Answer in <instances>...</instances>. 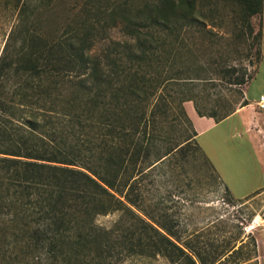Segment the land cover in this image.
<instances>
[{
  "label": "trees",
  "instance_id": "1",
  "mask_svg": "<svg viewBox=\"0 0 264 264\" xmlns=\"http://www.w3.org/2000/svg\"><path fill=\"white\" fill-rule=\"evenodd\" d=\"M194 3L144 0L132 7L125 0H90L96 18L52 38L30 36L13 62L0 65V264L157 258L168 264H249L256 258L250 234L220 243L201 232L182 238L167 220L141 208L142 181L165 160L183 158L196 136L192 129L190 138L170 143L164 127L169 104L177 100L190 126L181 108L185 101L198 117L215 122L235 110L209 92L215 78H200V67L178 54L180 40L195 26L207 33ZM263 5L248 0L245 16L260 20ZM105 17L117 24L121 40L98 38ZM255 39L260 56V21ZM98 42L103 46L94 51ZM213 69L219 82L245 84V74L233 68ZM9 80L16 85L11 91L2 86ZM213 95L210 107L201 104ZM193 146L199 151L195 141ZM109 214L117 215L109 227L95 224Z\"/></svg>",
  "mask_w": 264,
  "mask_h": 264
},
{
  "label": "rangeland",
  "instance_id": "2",
  "mask_svg": "<svg viewBox=\"0 0 264 264\" xmlns=\"http://www.w3.org/2000/svg\"><path fill=\"white\" fill-rule=\"evenodd\" d=\"M89 1L0 0V65L13 62L20 45L27 44L30 36L34 39L52 38L84 19L91 21L96 18L93 16L96 7L88 6ZM125 1L137 7L144 0ZM247 1L195 0V11L203 14L207 33L199 32L195 26L196 31L192 29L194 32L184 35L178 47V54L186 60L187 65L200 67V78L216 79V87L209 92L219 94L223 98L221 102L233 109L238 108L241 102L247 103L243 91L262 66L261 56L256 53L255 39L260 20L257 15L245 16ZM182 10H185L184 5ZM105 22V32L99 31L98 38L121 40L117 24L112 27L113 22L108 21V17H105ZM97 27L101 26L98 24ZM102 44L96 43L93 50L98 51ZM215 67L233 68L236 74H245V84L229 86L219 82L217 79L220 76L214 75ZM3 72H7V69H3ZM2 86L4 90L11 91L16 85L9 80L7 83L2 82ZM214 98V95L208 100L202 98L201 104L210 107L214 103L211 99ZM185 102L181 104L183 111ZM169 106L164 127L170 143L190 138L192 128L180 116L177 100ZM193 141L189 140L183 158L177 155L165 160L161 168L153 170L149 179L142 181L139 187L144 198L141 208L155 220H167L182 238L193 232H201L220 243L228 236L250 234L255 242L256 258L249 264H264V191L245 202L233 199L224 190L223 183L209 166L210 163L204 160L199 147V151H196ZM149 180H153L151 184ZM116 216L109 214L96 217L95 224L109 227ZM122 264L168 263L157 258L127 259Z\"/></svg>",
  "mask_w": 264,
  "mask_h": 264
},
{
  "label": "crops",
  "instance_id": "3",
  "mask_svg": "<svg viewBox=\"0 0 264 264\" xmlns=\"http://www.w3.org/2000/svg\"><path fill=\"white\" fill-rule=\"evenodd\" d=\"M259 43L262 66L243 91L246 105L215 122L198 117L190 102L183 104L198 147L235 200L264 191V108L255 105L264 96V5Z\"/></svg>",
  "mask_w": 264,
  "mask_h": 264
},
{
  "label": "built area",
  "instance_id": "4",
  "mask_svg": "<svg viewBox=\"0 0 264 264\" xmlns=\"http://www.w3.org/2000/svg\"><path fill=\"white\" fill-rule=\"evenodd\" d=\"M255 105L257 108L263 109L264 108V96H260L257 102L255 103Z\"/></svg>",
  "mask_w": 264,
  "mask_h": 264
}]
</instances>
